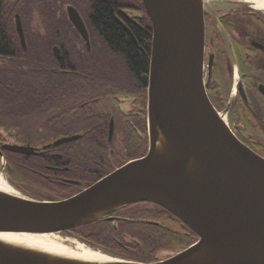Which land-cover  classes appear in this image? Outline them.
Listing matches in <instances>:
<instances>
[{"label": "water", "instance_id": "95a60500", "mask_svg": "<svg viewBox=\"0 0 264 264\" xmlns=\"http://www.w3.org/2000/svg\"><path fill=\"white\" fill-rule=\"evenodd\" d=\"M141 1L152 26L148 153L63 199L0 190V233L70 232L151 201L176 215L198 240L166 258L139 262L114 255V260H86L0 238V264H264V156L225 120L233 100L220 112L207 92L206 70L210 77L215 60L209 52L205 64V13L217 16L224 0L212 8L205 0ZM68 11L87 39L78 11ZM16 29L25 45L19 17ZM3 150L39 155L44 148L5 142L2 157Z\"/></svg>", "mask_w": 264, "mask_h": 264}, {"label": "flooded vegetation", "instance_id": "af4514ba", "mask_svg": "<svg viewBox=\"0 0 264 264\" xmlns=\"http://www.w3.org/2000/svg\"><path fill=\"white\" fill-rule=\"evenodd\" d=\"M92 1H9L10 9L18 7L21 10V13L14 14V28H9L8 32L12 37L18 36L19 44L23 48L24 59L11 57L10 60L7 59L10 56L5 57L0 54V68L40 67L51 73L54 72L57 76L52 78L58 85L59 91L54 98L44 100L39 104V107L29 104L27 109L16 116H14L16 113H20L17 112L18 110L7 112L10 117L2 118L0 122L9 123L11 129L14 128L27 139L25 141L28 144L43 147L44 151L39 154L40 157H45L48 154L60 157L64 147L82 138L80 134L82 130H89L91 133L102 132L107 144H105L104 153L110 159L114 157L116 162L123 159L107 173L109 174L125 163L140 159L148 153L149 69L145 85L134 82L125 87L105 89L106 95L113 93L114 89L121 90L112 96L114 99L113 104L110 102L112 105L105 101L107 97L104 98L103 93L97 96H94L95 93H90L79 101L77 93L79 90H90L106 81L105 68L122 66L115 62L114 65L112 64L111 59L114 57L111 56L99 30L96 29L92 21ZM138 4L136 2V4L129 5V10L122 9L125 12L122 16L123 24L131 36L132 34L134 36L135 26L146 31L139 19V11L144 6L142 4L141 8ZM69 7L75 8L83 19L87 28V39L71 21ZM217 13V16L205 13V64L208 61L209 52L214 54L215 60L212 75L206 76L207 92L212 100L211 90L218 87L219 82L225 85L232 84L231 109H235L239 115L238 125L234 128V132L242 142L264 156V13L255 10L251 4L232 7L220 5ZM17 17L22 23L25 45H23L16 29ZM137 18L138 20H136ZM91 69V73H95V76L89 77L87 74ZM95 69L98 71L95 72ZM86 72L87 74H85ZM78 105L83 109H72ZM79 112L87 114V127L85 128L78 124L83 120L78 118ZM22 123L23 125H19ZM132 131H136L140 138L139 149L135 147L134 152L127 145L125 138L126 134ZM75 135L78 138L56 146L53 145L60 138ZM117 136L121 139L124 152L117 150L115 140ZM5 142L0 139V146ZM45 168L55 173V182L67 187V190H63L65 192L61 195L65 198L79 193L107 175L101 176L89 185H83V181L78 178V175L68 173L70 167L67 165L47 164ZM41 174L44 177H49L44 173ZM30 185L40 187L51 196H60V194L51 193L52 191L46 186L37 183H30ZM107 221L112 222L115 228L126 221H145L185 235L194 233L172 212L151 201L137 202L123 207L110 214ZM197 240L198 237L194 233V242Z\"/></svg>", "mask_w": 264, "mask_h": 264}, {"label": "trees", "instance_id": "16d2710c", "mask_svg": "<svg viewBox=\"0 0 264 264\" xmlns=\"http://www.w3.org/2000/svg\"><path fill=\"white\" fill-rule=\"evenodd\" d=\"M9 1L0 0V54L5 57L10 56L7 59L11 57L24 59L23 48L19 44L18 36L13 35L14 37H12L8 32L9 28H14V14L21 13V10L18 7L10 9ZM136 2L137 4L139 2L138 5L141 8L143 7L141 0L125 2L122 0H93L91 2L92 21L96 29L99 30L111 56L119 60L122 66L105 68L106 81L101 82L102 84L93 89L79 90L77 92L79 101L90 93H95L94 96L103 93L104 98L107 97L105 101L112 105L114 102L112 96L121 90L114 89L113 93L106 95L105 89L125 87L134 82L145 85L147 82L152 42L149 17L144 8L139 11L140 23L145 26L146 31L140 30L139 26H133L136 29L134 36L133 34L131 36L123 24L124 20H122L125 13L122 9L129 10V7ZM112 63L114 64V62ZM91 71L92 69L89 70V74L87 72L85 74L89 77L95 76V73L92 74ZM54 76H57L54 72L51 73L40 67L0 68V120L10 117L7 112L14 110L13 107H17V112H20L14 115L16 116L27 109L29 104L39 107V104L44 100L54 98L59 91L58 85L52 78ZM98 76L101 75L98 74ZM72 109L82 110L83 108L78 105ZM78 114V118L83 119L78 124L84 128L87 127V114L84 112ZM80 134L82 138L64 147L60 157L54 154L40 157V155H25L4 150L3 153L7 157L5 169L7 177L15 184L37 183L48 187L52 191L51 193L60 194V196L48 197L50 199L65 198L61 195L64 194L63 190H67V187L55 182V173L45 168L47 164L69 166L68 173L78 175V178L83 181V185L95 182L112 170L116 166L117 160L114 157L108 158L104 153L106 139L102 136V132L91 133L89 130H82ZM125 138L127 145L132 149L131 151L134 152L135 147L139 149L140 138L136 131L126 134ZM0 139L6 142L27 143L25 141L27 139L22 134H19L14 128L11 129L8 123L2 122H0ZM41 173L49 175V177H44ZM152 224L145 221H126L115 228L112 222L101 220L74 229L69 233L95 244L115 256L139 262L157 261L194 242V233L185 235Z\"/></svg>", "mask_w": 264, "mask_h": 264}, {"label": "bare ground", "instance_id": "6f19581e", "mask_svg": "<svg viewBox=\"0 0 264 264\" xmlns=\"http://www.w3.org/2000/svg\"><path fill=\"white\" fill-rule=\"evenodd\" d=\"M205 1L209 4V7L212 8L216 0ZM239 2L250 3L255 10L264 13V0H224L223 5L225 7H232L233 5ZM224 117L227 123H229L228 113ZM3 172L5 173V171H0V190L12 194H22L9 182L8 178H6ZM0 238L6 241L23 244L41 250H46L52 253L86 260L116 259L105 252L86 247L84 244H80L75 239L69 237H61L57 233H0Z\"/></svg>", "mask_w": 264, "mask_h": 264}, {"label": "rangeland", "instance_id": "374dc122", "mask_svg": "<svg viewBox=\"0 0 264 264\" xmlns=\"http://www.w3.org/2000/svg\"><path fill=\"white\" fill-rule=\"evenodd\" d=\"M125 1H127V0H122V2H125ZM259 12H261V11H259ZM111 60L113 62H115V64L121 65L120 62L118 60H116L115 58H113ZM96 71H98V70L95 69V72ZM206 75H207V73H206ZM231 87H232V84L228 83V84L225 85V84H222V83L219 82L218 83V87H216L215 89L211 90V97H212V100L214 102V105L218 108V110H220V112H224L225 109L228 107L230 101H231V98H230ZM13 109L17 110L18 108L17 107H13ZM228 120H229V124L231 125V127L233 129L238 125L239 115H238V113H236L235 109H231L230 108V111L228 113ZM8 125H10V124L8 123ZM19 125H23V123L19 124ZM118 137L119 136H117L116 139H115L116 142H117L116 143V146L118 148L117 150H120L121 152H124V146H123V144L121 142V139H119ZM3 158L5 159V167H6V164H7V157L3 153V157L0 155V171H2V167H3ZM122 161H123V159L118 161V162H116L115 164L117 165V164H119ZM4 175L6 176L5 173H4ZM6 178H7V176H6ZM8 180L16 189H18L24 195L31 196V197H35L36 196V198H39V199H47L48 197L51 196L47 192H44L40 187L32 186V185H30V183L15 184V183L11 182L10 179H8ZM57 234H59L61 237H69V238L75 239L80 244H84L86 247H89V248H92V249H95V250H99L101 252H105V253L113 256V254H111L110 252H107V250H105V249H103V248H101V247H99V246H97V245H95V244H93V243H91V242H89L87 240L81 239L80 237H78V236H76L74 234H70V233H67V232L57 233Z\"/></svg>", "mask_w": 264, "mask_h": 264}]
</instances>
